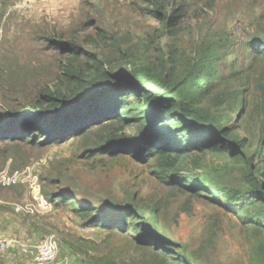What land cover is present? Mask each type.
Masks as SVG:
<instances>
[{
    "label": "rangeland",
    "instance_id": "rangeland-1",
    "mask_svg": "<svg viewBox=\"0 0 264 264\" xmlns=\"http://www.w3.org/2000/svg\"><path fill=\"white\" fill-rule=\"evenodd\" d=\"M150 3L0 0V129L7 111L59 86L72 56L54 44L62 41L88 53L76 63L84 71H93L92 54L110 73L167 96L185 101L188 91L190 107L221 120L241 148L198 147L203 139L186 132L176 108L155 131L180 147L166 184L153 159L97 153L110 133L98 124L47 145L0 131V179L15 180L0 182V236L15 241L0 264H264V56L248 46L264 41V0H164L166 11L182 10L172 28ZM136 132L128 125L120 133ZM34 180L46 208L35 205ZM54 194L91 213L51 201ZM50 237L56 252L46 260L40 245Z\"/></svg>",
    "mask_w": 264,
    "mask_h": 264
},
{
    "label": "trees",
    "instance_id": "trees-1",
    "mask_svg": "<svg viewBox=\"0 0 264 264\" xmlns=\"http://www.w3.org/2000/svg\"><path fill=\"white\" fill-rule=\"evenodd\" d=\"M164 4V0H151L148 12L167 28L175 27L180 22L182 10L173 8L169 12ZM54 44L65 53L72 54L60 76V84L56 89L46 90L30 105H20L7 111L9 117L0 131L8 134L9 139L16 137L36 145L61 143L98 124L110 133L105 145L95 148L97 153L108 156L125 154L138 162L153 159V174L166 184L170 183L167 171L174 166L180 147L171 140H164L155 131L176 108L181 113L186 132L194 134L197 131V136L203 139L198 147L214 148L215 142L219 141L226 145L231 154H237L241 148L237 140L226 136L227 131L221 120L211 114L201 116L190 107L186 100L188 91H185V101L167 96L143 85L130 74L110 73L105 63L92 57V54L90 69L93 71H84L76 63L80 55L87 56V52L62 41ZM248 46L255 56H264V41L256 40ZM129 98L134 101H129ZM143 98L146 99L145 106L142 104ZM128 125H135L137 132L131 136L120 133ZM34 135L41 141L35 142ZM51 201H70L75 213H91V209L81 207L63 195L54 194ZM102 224L108 228L126 229L122 223ZM137 239L145 244L151 242L147 236L140 235ZM160 247L165 251L171 250L169 245Z\"/></svg>",
    "mask_w": 264,
    "mask_h": 264
},
{
    "label": "built area",
    "instance_id": "built-area-1",
    "mask_svg": "<svg viewBox=\"0 0 264 264\" xmlns=\"http://www.w3.org/2000/svg\"><path fill=\"white\" fill-rule=\"evenodd\" d=\"M46 160H47V157L43 158L39 162L44 164L46 162ZM0 182H2L3 184H11V183H14L15 180L12 177L10 178V177H6L4 175L1 177ZM31 188L33 189L32 197L36 201L35 205L39 206L40 208H46L47 207V201L40 192V185L37 182V180H34L32 182ZM22 208L23 207L20 206L19 210H21ZM32 208H33L32 205L27 204L24 206L25 211H32ZM10 241L11 240L0 236V251L5 250L8 247V245H10V243H9ZM12 242H15V241L12 240L11 243ZM55 244H56V242L53 240V237H50L47 241H45L44 243H42L40 245L41 252L43 253V256H44L43 259L50 260L55 256V252H56V245Z\"/></svg>",
    "mask_w": 264,
    "mask_h": 264
}]
</instances>
